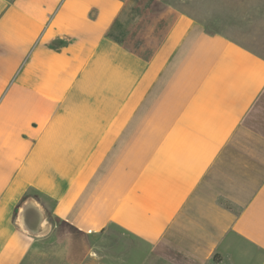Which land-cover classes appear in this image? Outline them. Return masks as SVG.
<instances>
[{
    "label": "crops",
    "instance_id": "0c3cea01",
    "mask_svg": "<svg viewBox=\"0 0 264 264\" xmlns=\"http://www.w3.org/2000/svg\"><path fill=\"white\" fill-rule=\"evenodd\" d=\"M259 50L264 0H0V264H264Z\"/></svg>",
    "mask_w": 264,
    "mask_h": 264
},
{
    "label": "rangeland",
    "instance_id": "374dc122",
    "mask_svg": "<svg viewBox=\"0 0 264 264\" xmlns=\"http://www.w3.org/2000/svg\"><path fill=\"white\" fill-rule=\"evenodd\" d=\"M233 36H237V37H239L240 39H246V37L247 36H251L252 34L251 33H234V34H232ZM259 51H262V52H264V50H259Z\"/></svg>",
    "mask_w": 264,
    "mask_h": 264
}]
</instances>
